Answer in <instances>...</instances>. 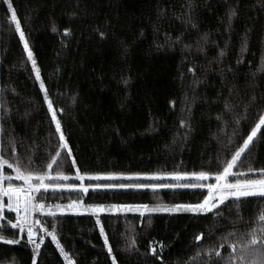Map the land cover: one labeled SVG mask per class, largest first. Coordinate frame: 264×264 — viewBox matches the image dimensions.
<instances>
[{
  "label": "trees",
  "instance_id": "obj_1",
  "mask_svg": "<svg viewBox=\"0 0 264 264\" xmlns=\"http://www.w3.org/2000/svg\"><path fill=\"white\" fill-rule=\"evenodd\" d=\"M261 115L264 0H0V156L24 170L60 171L69 177L63 184H76L77 170L218 174ZM249 167L264 169V126L235 166ZM2 171L23 184L14 167ZM181 191L49 189L37 194L45 211L34 212L40 249L7 226L0 236L19 242L0 241V264H65L44 229L75 264H264V197L230 199L206 213L62 211L72 201L110 208L207 196ZM4 216L14 222V212Z\"/></svg>",
  "mask_w": 264,
  "mask_h": 264
},
{
  "label": "snow or ice",
  "instance_id": "obj_2",
  "mask_svg": "<svg viewBox=\"0 0 264 264\" xmlns=\"http://www.w3.org/2000/svg\"><path fill=\"white\" fill-rule=\"evenodd\" d=\"M9 9H11V20L15 23V30L20 33L21 40H25L24 32L21 30V25L19 20L17 19L15 9L12 8L11 3L8 4ZM55 30V29H53ZM67 31V30H66ZM25 49H28L27 41L24 43ZM28 58L32 61V66L36 71V79L40 80V70L36 67V61L33 59V54L31 50H28ZM43 82L41 81V88H43ZM49 110H52L53 105L51 101L48 102ZM62 111V110H61ZM52 120L55 122L56 131L60 133V140L64 141L65 137L63 132L61 131V123L57 119L56 112L52 111ZM261 126H264V115L259 117V122L252 128L251 133L247 135V138L243 141L242 146L235 151L232 155L231 160L227 161L226 166L223 168V171L216 175V183L215 184H119V185H103V187H135V188H161V187H207L209 189V194L202 203L200 204H187V205H174L171 208L168 207H157L149 209L147 205L136 206V210L144 209L147 211H190V212H211L213 209L218 208L220 204H223L225 200L229 197L240 199L242 197H251V196H259L264 197V169H252L249 167V171H259L261 173L260 178H236L233 182H229L228 177L238 176L239 174L233 173V168L237 165V162L240 160L241 155L248 149L249 144L253 142L254 137L257 136V133L260 131ZM61 147H67L66 142L61 144ZM70 153V149H69ZM59 156V152L56 153V156L51 158V162L46 165L48 170L53 168V165L56 164V157ZM4 165H7L8 168H13L15 170V179L23 181L22 185H16L12 183L13 177L8 175H4L2 169ZM176 180H180L183 177L189 175L188 173H171ZM193 177H195L198 181L208 179L209 174L206 172L192 173ZM77 178L80 180L84 179L83 175L79 174V170H77ZM94 179H99V176L93 177ZM157 178V177H154ZM67 181L69 177L64 175L62 172L57 171L56 175L53 176L51 171H33L30 169L24 170L21 168L19 163L13 165L9 163L8 160L4 159L0 156V231L5 230L7 226H10L12 229H18L19 233H24L25 230L27 232V239L30 243L34 245L35 250H38L41 247V244L44 241V237H39V242L34 239L37 235L36 225L39 221L34 220L32 215L34 212H44L45 205L37 199V194L46 193L49 189H63V188H76L80 187L83 191H88V188L83 185H75V184H63L59 181ZM35 181V182H34ZM51 181V182H46ZM7 182V183H6ZM101 185H96V187H100ZM4 198H7V203L5 204ZM59 208V205H56ZM69 209H79L82 205L78 201H72L71 204L67 206ZM119 207L124 210H134L132 206H113ZM5 210L14 212L15 217L13 220L7 219L4 216ZM93 212H102L104 211L103 206H89L87 209ZM48 214L51 216H55V212L48 209ZM259 221L264 224V211L259 215ZM99 222V221H97ZM101 233H103V227H101ZM47 235H50L52 240L56 242V246L60 249L61 254L64 256L65 260L68 261V264H75V261L71 258L68 252L64 250L61 246L57 234L55 231L49 232L47 229H44ZM261 231L264 232V226H262ZM197 240L201 239V236L196 237ZM0 241H3L7 244H16L19 242L18 239H6L3 236H0ZM105 243H107V238H105ZM251 245H255L258 243V240L255 236H253L249 242ZM163 247V245H161ZM223 247V245H221ZM233 252L235 251V245H231ZM215 251L217 256H220V252L214 249H210L209 252ZM109 252H111V248H109ZM152 252L155 253L156 249L153 248ZM113 259H115L113 257ZM33 264H36L35 260H33Z\"/></svg>",
  "mask_w": 264,
  "mask_h": 264
},
{
  "label": "rangeland",
  "instance_id": "obj_3",
  "mask_svg": "<svg viewBox=\"0 0 264 264\" xmlns=\"http://www.w3.org/2000/svg\"><path fill=\"white\" fill-rule=\"evenodd\" d=\"M263 126H261L262 128ZM258 134V133H257ZM233 173L239 174L238 176H232L230 175L228 177L229 182H233L236 178H255L258 179L261 176V173L259 171H241L237 170L235 167L233 168ZM209 174V173H208ZM216 175L217 174H209L208 179L198 181L195 177H193L191 174L183 177L180 180H176L172 175H163V174H148V175H123V174H99V175H83L84 179L80 180L78 179V182H76L75 185H83L87 187L88 189L94 188V189H103V188H120V187H103V185H119V184H215L216 181ZM99 176L100 178L94 179L93 177ZM157 177V178H154ZM35 182V181H34ZM96 185H101L100 187H96ZM77 189H81L80 187H76ZM125 188H135V187H125ZM163 188H175L182 190L181 193H188L189 191L193 189H204L207 192V196L209 194V189L207 187H161V188H154V189H163ZM145 189V188H142ZM82 190V189H81ZM206 196V197H207ZM234 199L232 197H229L227 200ZM204 200V199H203ZM203 200L199 203H189V202H183V203H176L173 205H147L149 209L157 208V207H168L171 208L174 205H195L200 204L203 202ZM225 200V201H227ZM224 201V202H225ZM221 205V204H220ZM121 206H132L134 210H124L119 207H110L106 208L104 207V211L110 210L114 212H129V213H198V212H190V211H147L144 209H138L136 210V206H142V205H121ZM62 211L64 210H72L75 212H81V208L73 210L69 209L67 206L62 207ZM103 212V211H102ZM200 213H206V212H200ZM33 218L35 220V213H33Z\"/></svg>",
  "mask_w": 264,
  "mask_h": 264
},
{
  "label": "built area",
  "instance_id": "obj_4",
  "mask_svg": "<svg viewBox=\"0 0 264 264\" xmlns=\"http://www.w3.org/2000/svg\"><path fill=\"white\" fill-rule=\"evenodd\" d=\"M14 216H15V213H14ZM32 218H33V215H32ZM33 219H34V218H33ZM35 230H36V232H37V235L34 237V239H36V241L39 242V237H41L42 235L37 231V229H35ZM25 236H26V240H27V242H28L31 246H34L32 243H30V242L28 241L26 230H25ZM48 236L51 238L50 235H48ZM55 244H56V242H55ZM61 255H62V254H61ZM62 257H63V259H64L65 264H68V261L65 260V258H64L63 255H62Z\"/></svg>",
  "mask_w": 264,
  "mask_h": 264
},
{
  "label": "crops",
  "instance_id": "obj_5",
  "mask_svg": "<svg viewBox=\"0 0 264 264\" xmlns=\"http://www.w3.org/2000/svg\"><path fill=\"white\" fill-rule=\"evenodd\" d=\"M82 205V204H81ZM88 208H86L85 206H83L82 205V207H81V212H75V211H73V212H75V213H82V212H86V211H88L87 210ZM72 211V210H71Z\"/></svg>",
  "mask_w": 264,
  "mask_h": 264
}]
</instances>
